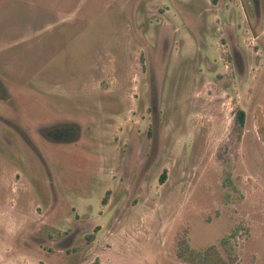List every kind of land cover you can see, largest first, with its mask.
<instances>
[{
	"label": "rangeland",
	"instance_id": "374dc122",
	"mask_svg": "<svg viewBox=\"0 0 264 264\" xmlns=\"http://www.w3.org/2000/svg\"><path fill=\"white\" fill-rule=\"evenodd\" d=\"M0 264H264V0H0Z\"/></svg>",
	"mask_w": 264,
	"mask_h": 264
},
{
	"label": "trees",
	"instance_id": "16d2710c",
	"mask_svg": "<svg viewBox=\"0 0 264 264\" xmlns=\"http://www.w3.org/2000/svg\"><path fill=\"white\" fill-rule=\"evenodd\" d=\"M245 118H246V113H245L243 110H240V111L238 112V115H237L238 129L242 130V129L244 128V125H245ZM166 177H167V171H164L163 174H162L161 177H160V182H161V183H164L165 180H166ZM108 194H109V192H108ZM108 194H107V195H108ZM106 201H107V197L104 198L103 203H106ZM91 237L93 238V236H91ZM225 241H226V240H222V244H224ZM213 249H214V248H211V249H209V250H213ZM209 250H207L206 252H208ZM189 253H190V255H192V257H194V258H189L188 256H187V258H185V257L181 254L182 257H184V259H188L189 262H195V261H196V256H200V255H202V253H197V254L195 255L194 252H192V251H190ZM193 255H194V256H193ZM180 257H181V256H180Z\"/></svg>",
	"mask_w": 264,
	"mask_h": 264
},
{
	"label": "flooded vegetation",
	"instance_id": "af4514ba",
	"mask_svg": "<svg viewBox=\"0 0 264 264\" xmlns=\"http://www.w3.org/2000/svg\"><path fill=\"white\" fill-rule=\"evenodd\" d=\"M259 2L260 1H258L257 4H259ZM48 141L57 142V143H61V144H70V143H75L78 140L76 139V134L74 132V129L72 130L71 128H67V129H65L64 134H61L57 137L53 136V138L49 139Z\"/></svg>",
	"mask_w": 264,
	"mask_h": 264
}]
</instances>
